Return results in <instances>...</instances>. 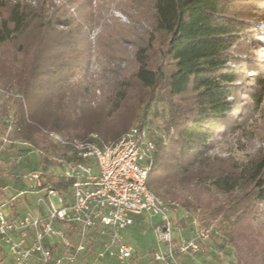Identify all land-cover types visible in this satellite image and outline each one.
<instances>
[{
    "label": "trees",
    "instance_id": "trees-1",
    "mask_svg": "<svg viewBox=\"0 0 264 264\" xmlns=\"http://www.w3.org/2000/svg\"><path fill=\"white\" fill-rule=\"evenodd\" d=\"M80 1L0 0V86L13 101L19 138L43 163L48 153L64 152L46 132L82 140L96 134L99 145L114 144L163 90L167 120L155 140L149 189L177 201L200 226L223 224L236 264H264V148L244 160L213 154L229 135L249 138L255 130L248 122L263 102L264 64L243 67L233 53L241 35L264 33V0H124L119 10L141 28L122 24L115 33L112 16L96 43L86 4L78 5L82 21L70 13ZM129 37L137 39L130 40L134 69L121 67ZM95 53L106 61L104 84L73 82ZM45 177L58 188L70 185Z\"/></svg>",
    "mask_w": 264,
    "mask_h": 264
},
{
    "label": "built area",
    "instance_id": "built-area-1",
    "mask_svg": "<svg viewBox=\"0 0 264 264\" xmlns=\"http://www.w3.org/2000/svg\"><path fill=\"white\" fill-rule=\"evenodd\" d=\"M46 133L64 151L46 155L60 170L53 175L70 185L63 189L46 184L45 172L37 170L27 177L30 189L40 194L33 207L16 214L7 210L16 198L0 204V242L15 264H76L92 245L83 241L86 234L100 240L97 259L110 256L121 264H139L138 252L125 242L123 232L143 215L158 219L154 232L164 249L154 253L157 263L182 264L180 254L201 251L198 241L175 236L171 210L176 204L148 187L157 144L147 126H135L118 142L103 146L94 134L80 140ZM57 225L74 228L79 241ZM55 244L63 246L62 256L54 251Z\"/></svg>",
    "mask_w": 264,
    "mask_h": 264
},
{
    "label": "rangeland",
    "instance_id": "rangeland-1",
    "mask_svg": "<svg viewBox=\"0 0 264 264\" xmlns=\"http://www.w3.org/2000/svg\"><path fill=\"white\" fill-rule=\"evenodd\" d=\"M27 1L32 5H36L38 2V0ZM122 1L124 0H81L80 3L71 6L70 13L82 21L83 18H81L77 12L78 5L83 4L85 7L86 4V8L83 13L84 15L88 16L90 24L97 26L96 29H94V31L91 33V40L96 43V38L98 35L103 34V24L105 20L111 18L112 16L119 21L115 25L118 27H112L114 28L113 32L115 33L121 32L123 30V28H121V26H123L122 24L133 26V28H141L139 24H131L128 18L123 13H121L118 5ZM55 2L60 4V2H63V0H55ZM257 15L260 16L261 14ZM112 28L109 30H113ZM117 28L121 29L118 30ZM115 30L118 31L116 32ZM258 30L260 29H257L256 33L255 31L253 34L248 33L249 35L247 36L241 35L240 38H242V46L233 53L235 60L240 61L243 67L247 66L248 61L263 62L264 64V33L261 31L258 32ZM253 36L255 37L253 38ZM131 38L137 40L134 37ZM131 38L129 37V42L123 45V47L127 49V55L129 56L125 59L124 63H121V67L124 69H134L135 65L133 60L134 48L132 47L130 41ZM97 54L95 53L90 64V70L86 73H80L75 76L72 79L73 82L80 81L83 82L85 86H90L94 80H97L100 85L104 84V79L102 78V66H105L106 61L100 60L99 57H97ZM117 64L120 65L119 62H117L116 65ZM228 66L233 68L235 67V64L229 63ZM253 71L254 69L250 70L248 76L254 75ZM247 84L249 83L247 82ZM91 90H93V88H91ZM96 93L97 96H101L100 90L96 91ZM8 97H10V95H7V93L0 86V174L1 177L8 174L10 175L9 177L13 178V180H20L24 182L26 188L29 185V192H22L15 197H17L16 200H18V197L31 193L29 198L33 200V204L35 205L40 194L38 192H33L30 189V183L27 179L28 175L37 170H43L46 174L58 173L60 170L52 163V161L43 163L39 152L19 138L14 126V104L13 101H9ZM16 97H18V95H16ZM166 98L167 96L163 90L156 92V99L151 101V106L147 107V109L145 105L141 106L142 108L139 109L138 118L131 126V129L135 126L143 124L149 128L154 140H156L157 137L164 135V128L166 126L167 120L165 110L168 108ZM244 100L250 103L249 99L245 98ZM4 106H7V108ZM250 113L251 115H249L250 121L248 122V125L249 128L255 129L252 135H249V138H246L241 133L229 135L227 140L221 141L216 145L213 154L222 156L233 155L240 160H244L246 159V156L255 153L260 148H264V98L258 110L253 112L250 111ZM56 153L59 155L63 154L61 150ZM45 179L46 184L53 185L52 182L47 181L46 177ZM25 200L27 199L25 198ZM165 200L176 204V206H174L171 210V218L176 225V232L181 233L183 236L190 239H194L200 244V252L180 254L179 258L182 264H236L234 250L230 246L225 245L224 242L225 238L222 230L223 224L217 222L207 229L205 226H200L198 220L193 215L186 213L177 201L167 199ZM10 206L13 208L12 205ZM141 217L142 218L138 217L140 218V221L137 225L140 229V233H142L141 236L144 239L147 238V242L150 244L149 246H153V244L156 243V245L152 247L153 250L148 254V264H159L155 261L154 253L159 249H164V247L158 243L154 232V226L151 225L154 222L150 223L148 216L143 215ZM206 230H210V232H205ZM91 237L92 236L86 234L83 237V241H86L87 244H93ZM140 240V237L137 239L131 237V240L127 243L129 245H137V248H140ZM4 248L7 250L6 247ZM95 260L98 261L100 259H97L95 256ZM96 261H94L93 264L96 263ZM116 261L118 264H121L117 259Z\"/></svg>",
    "mask_w": 264,
    "mask_h": 264
},
{
    "label": "crops",
    "instance_id": "crops-1",
    "mask_svg": "<svg viewBox=\"0 0 264 264\" xmlns=\"http://www.w3.org/2000/svg\"><path fill=\"white\" fill-rule=\"evenodd\" d=\"M9 176L10 175L7 174V175L1 177V174H0V204L6 203L7 200L11 201L13 198L17 199V197H15V196L21 194L22 192H29L28 191L29 185L27 186V188H28L27 189L24 182H22L20 180L19 181L13 180V178L9 177ZM30 194L28 193V194H24L25 196L18 197V200H16L14 205H12L13 208H11V206L8 205L7 210L9 212H13V213L18 214V213L23 212L28 207H33L34 206L33 200L29 198ZM25 198L27 200H25ZM140 218H142V217H140ZM140 218H138V217L136 218L135 225L128 228L127 230H125L123 232V236H124L126 243L131 240V237H134L135 239L140 237V239H141L140 240V248H137V245L134 246L133 244L132 245L130 244V246L134 247L136 249V251L138 252V263L139 264H148V262H149L148 254L150 251L153 250L152 247H154L156 245V243H154L153 246H149L150 244L147 242V238H145L146 239L145 240L141 236L142 233H140V229L137 226L139 221H140ZM148 219L150 220V223L154 222L153 224H151L152 226H154L155 223L158 221L157 218L150 219L148 217ZM57 227L59 229H62L75 242L79 241V238H80L79 234L74 228H69V227L62 226V225H57ZM176 236L179 237V236H183V235L181 233L176 232ZM183 237L190 240V238H188V237H185V236H183ZM91 240H93L92 241L93 244L89 246L87 252L81 253L78 256L76 264H93V262L96 261L95 256L97 257V252L101 248L100 240L98 238H96L95 236L94 237L92 236ZM4 247H6V245L3 242H0V264H15L14 259L9 255L8 248L6 247L7 250H5ZM53 248H54V251L56 252V254L59 256L60 255L62 256L65 253V250L61 244H55L53 246ZM188 253H190V251ZM191 253H192V251H191ZM193 253H195V252H193ZM94 264H118V262L116 261L115 258L107 256L104 259H100V260L96 261V263H94Z\"/></svg>",
    "mask_w": 264,
    "mask_h": 264
}]
</instances>
